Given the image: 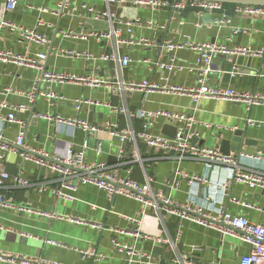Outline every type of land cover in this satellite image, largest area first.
I'll return each mask as SVG.
<instances>
[{"label": "crops", "instance_id": "0c3cea01", "mask_svg": "<svg viewBox=\"0 0 264 264\" xmlns=\"http://www.w3.org/2000/svg\"><path fill=\"white\" fill-rule=\"evenodd\" d=\"M174 3L176 0H169ZM185 1V0H177ZM0 0V9H1ZM59 0H18L15 9L5 12V17L25 27L36 30L47 38L45 45L33 41L21 40L16 31L3 29L0 37V51L11 50L15 54L35 56L38 52L46 54L42 61L45 70L54 72H71L78 76H92L114 83L139 82L148 79L155 83L192 86L196 83L197 67L200 54L196 50L181 48L172 53L165 48L167 41L181 43L187 39L195 42H215L226 46H248L252 49L264 48V16L250 15L234 10L235 5L223 3L228 21L214 25L221 11L186 7L175 8L172 5L149 7L130 4L112 6L115 13L113 24L120 29L119 36L97 40L93 37L82 39L79 35L91 31L109 29L105 18L94 19L82 4L102 10L104 0H72L68 14L56 15ZM41 19L43 24H37ZM123 20L135 21L132 32ZM131 22V23H132ZM202 25V26H199ZM72 30L77 37H63L62 32ZM145 37L154 41L151 47L132 46L122 41L137 40ZM120 40V41H119ZM70 51L72 54H67ZM88 53L91 58L85 56ZM117 53L118 59L123 55L130 62L120 67L116 62L101 59L105 54ZM178 62L192 67L169 72L159 67L170 55ZM238 70L231 74L233 68ZM41 70L0 59V91L11 87L12 92L0 95L10 105L22 106L14 112L15 116L25 122V142L27 145L45 149L49 152L73 146L78 150L84 133L78 129L74 135L56 130L53 121L34 118L36 113L49 112L63 117L78 116L92 124H102L108 120L120 122L121 127L128 124L139 130L140 119L135 118L137 109L149 111L165 109L179 113H193L197 123L193 129L198 133L196 143L220 150V140L229 139L234 131L245 130L244 142L240 151L254 153L264 150V126L256 127L247 123L248 119L264 122V106H255L247 110L241 103L227 100L205 98L196 106L188 96L144 92L141 90L92 88L82 84H58L42 82L41 90H53L66 97V101L56 100L49 104L38 95L33 102L20 94L27 91L40 77ZM207 80L211 85L232 87L245 91L264 93V55L256 56H222L216 55L212 60ZM90 97L114 106L126 105L128 115L117 114L105 107H90L76 112L72 100ZM8 109H2L3 114ZM209 125V126H207ZM180 127L177 122L156 118L151 132L173 137ZM18 126L0 122V135L6 142H12ZM103 146L100 153L93 148L87 151L89 160L113 163L118 149V141L108 135H101ZM93 141H91V145ZM234 145V142H230ZM145 172L151 177V188L160 191L173 203L182 204L194 200L209 209L223 206L235 215L245 216L252 222H261L264 218V197L260 190L250 189L244 183H231L228 188L216 190L212 182L227 177L222 167H206L204 162L184 159L179 162L180 169L188 174L206 178L207 182L180 179L176 188L166 185L177 162L157 149H149L143 142L139 143ZM236 151V150H231ZM132 153L128 151L124 169H130L133 179L145 181L142 168L132 163ZM3 170L10 175L6 187L2 190L3 198L10 206H0V249L20 252L35 257L56 260L61 264H239V259L249 251V244L239 236L227 233L223 225L216 227L180 219L177 214L158 216L153 208L148 207L141 214L138 201L118 195L109 198L105 192L91 184H81L71 201L58 200L46 190L38 193L32 188L12 187V177L19 176L30 181L49 179L45 170L33 163L22 161L18 156L7 155ZM122 170V171H123ZM124 173V171L122 172ZM210 184V185H209ZM23 204L33 211H19L14 204ZM246 204L254 207H247ZM61 217V218H59ZM126 217L140 218L139 224L128 223ZM73 220V221H72ZM75 221H80L75 222ZM96 225V226H92ZM139 227L150 238L135 237L124 230ZM180 236L175 246L154 241L155 236L174 237L177 229ZM123 231V232H120ZM115 238L122 244L132 246L146 256L131 262L127 256L115 250L111 240ZM55 240L58 244H50ZM93 249L102 254L101 259L95 255H83L81 251ZM149 256V258H147ZM0 264H10L3 263Z\"/></svg>", "mask_w": 264, "mask_h": 264}, {"label": "built area", "instance_id": "2783aa9c", "mask_svg": "<svg viewBox=\"0 0 264 264\" xmlns=\"http://www.w3.org/2000/svg\"><path fill=\"white\" fill-rule=\"evenodd\" d=\"M0 9V37L3 29L16 31L21 40L33 41L38 45H45L47 38L34 29L17 25L5 17V12L15 9L18 0H1ZM105 7L102 10H97L95 7L87 4H82L81 8L87 10L90 16L94 19L105 18L109 21V29L105 31H91L87 34L79 35L82 39L93 37L97 40L109 39L112 36H119L120 29L115 27L113 20L115 13L112 11V6L133 5V6H149L162 7L172 5L175 8L184 9L186 7L202 9H215L221 11L217 19L213 21L214 25H223L228 21L226 12L223 9L222 3L204 0H185L174 1L169 0H104ZM72 0H59L54 14L62 15L70 12ZM236 12H242L250 15L264 16V7L255 5H235ZM128 26V32H132V25L139 23L135 21H121ZM132 22V23H131ZM37 24H43L41 19ZM202 26V25H199ZM63 37H77L78 35L67 30L62 32ZM120 41V40H119ZM132 46L151 47L155 43L151 39L140 37L137 40L122 41ZM165 48L172 53L175 49L188 48L196 50L200 54V58L195 70L198 72L196 83L192 86H180L177 84L155 83L148 79H143L139 82H130L126 84L114 83L102 78L92 76H78L71 72H54L45 70L42 65L46 54L38 52L35 56L26 54L19 55L11 50L0 51V59L3 61L13 60L28 67L41 70V75L32 84L29 90L20 91V94L28 98L30 102L40 95L44 97L51 105L54 101H66V97L53 90H41L42 82L58 83V84H82L92 88L104 87L110 89H126V90H141L144 92H160L165 94L181 95L190 97L193 106H196L201 99L211 98L227 100L234 103H241L247 110L255 106H264V93L258 91H245L234 89L232 87H222L211 85L208 82L207 75L210 72L212 60L216 55L222 56H256L264 55V48L252 49L248 46H226L215 42L199 43L191 39H187L181 43L167 41ZM67 54L72 52L67 51ZM86 57L91 58V55L86 53ZM101 59L116 62L118 59L117 53L105 54ZM130 62L127 55H123L118 59L120 67L126 66ZM159 67L169 72H177L183 69L192 70V67L185 66L178 62L174 55H170L168 59L159 64ZM238 70L234 67L231 70L232 75H236ZM11 87H5L0 91V95H6L12 92ZM72 105L76 112L90 107H105L110 111L128 115L126 105L114 106L109 102H102L90 97H80L72 100ZM19 105H10L4 98H0V122L16 124L18 131L12 142H6L0 135V206H10L3 198L2 190L6 187V180L10 175L3 170V166L7 155L18 156L22 161L33 163L36 166L42 167L45 170V177L52 175L51 178L30 181L19 176L12 177V187L17 188H32L38 193L49 190L55 198L62 201H71L75 198L74 194L81 184H91L103 190L105 194L112 198L122 195L138 201L141 205V214L148 207L153 208L155 213L160 215L177 214L180 219H186L203 225L216 227L218 224L223 225L227 233L241 237L249 244V251L242 255L239 259V264H264V218L261 222H252L242 215H235L227 212L223 206L216 209H209L201 204L195 203L194 200H188L182 204L173 203L160 191H153L151 188V177L145 172L142 154L139 150V143L143 142L149 149H157L166 156L175 159L176 166L172 171V175L166 180V185L170 188H176L179 185L180 179H187L189 182L199 180L207 182L206 178L184 173L179 162L184 159H194L204 162L207 168L210 166H218L225 169L227 177L221 180L212 182V186L216 190H225L231 183H244L250 189H258L264 197V150H258L254 153L243 151H231L229 154H224L216 147H208L192 142L198 133L193 129L197 123L193 113H179L175 111L159 109L149 111L142 108L136 110L134 116L140 119V129H134L131 124L125 127L120 126L118 120H108L102 124H92L86 119L78 116L63 117L59 114L36 113L34 118H43L53 121L56 125V130L68 135H74L75 131L80 129L84 133L83 141L78 150H74L73 146H68L65 149L58 145L55 150L49 152L45 149L34 148L25 142V122L17 118L14 112L22 109ZM2 109H8L7 113L3 114ZM163 118L167 121L177 122L180 127L175 132L173 137L153 134L150 130L154 119ZM247 123L256 127L264 126V122H257L251 119ZM209 126V125H207ZM101 135H108L118 141V149L115 154L113 163L104 161L89 160L87 151L93 148L97 153H100L103 146ZM91 141L93 144L91 145ZM128 151L132 153L130 162L137 163L141 166L145 176V181L138 182L131 177L130 169H124L123 166L127 161ZM124 173H122L123 171ZM210 185V184H209ZM19 211H33L30 207L23 204H14ZM247 207H254L246 204ZM264 212V209H262ZM61 218V217H59ZM128 223L139 224L140 218L126 217ZM73 221V220H72ZM80 222V221H75ZM96 226V225H92ZM125 233L134 235L135 237L150 238V235L142 233L139 227L133 230H124ZM123 232V231H120ZM180 236L178 227L174 237L169 235L155 236L153 239L157 243L175 246ZM48 243L58 244L55 240H47ZM115 250L127 256L128 260L135 261V256L138 258L146 256L143 253L136 251L132 246L120 243L115 238L111 240ZM83 255H95L101 259L102 254L95 253L93 249L81 251ZM149 258V256H147ZM0 262L10 264H61L56 260L35 257L20 252L0 249ZM136 262V261H135ZM183 262L182 264H188Z\"/></svg>", "mask_w": 264, "mask_h": 264}, {"label": "water", "instance_id": "95a60500", "mask_svg": "<svg viewBox=\"0 0 264 264\" xmlns=\"http://www.w3.org/2000/svg\"><path fill=\"white\" fill-rule=\"evenodd\" d=\"M204 1H213V2L229 3V4H237V5H255V6L264 7V0H204ZM244 134H245V130H236L233 132V134L229 139H221L219 146L221 152L224 154H229L231 150L240 151L244 142ZM195 141L196 138H193L192 142L194 143ZM230 142H234V145H231Z\"/></svg>", "mask_w": 264, "mask_h": 264}, {"label": "trees", "instance_id": "16d2710c", "mask_svg": "<svg viewBox=\"0 0 264 264\" xmlns=\"http://www.w3.org/2000/svg\"><path fill=\"white\" fill-rule=\"evenodd\" d=\"M222 5L224 6V5H226V4H223V3H222Z\"/></svg>", "mask_w": 264, "mask_h": 264}]
</instances>
